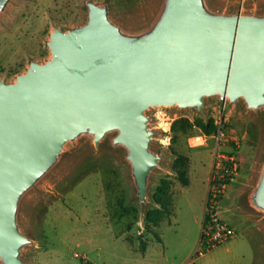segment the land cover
Here are the masks:
<instances>
[{
  "label": "water",
  "instance_id": "water-1",
  "mask_svg": "<svg viewBox=\"0 0 264 264\" xmlns=\"http://www.w3.org/2000/svg\"><path fill=\"white\" fill-rule=\"evenodd\" d=\"M12 0H0V13ZM87 22L55 29L51 58L0 81V264H26L24 198L52 173L68 143L92 137L127 151L140 202L160 156L150 111L204 112L206 100L264 112V13L212 10L206 0H162L150 25L125 31L109 6L86 1ZM246 204L264 220V164Z\"/></svg>",
  "mask_w": 264,
  "mask_h": 264
},
{
  "label": "rangeland",
  "instance_id": "rangeland-1",
  "mask_svg": "<svg viewBox=\"0 0 264 264\" xmlns=\"http://www.w3.org/2000/svg\"><path fill=\"white\" fill-rule=\"evenodd\" d=\"M87 0H12L0 13V81L13 83L32 62L51 58L48 42L55 29L69 31L87 22ZM109 6L110 18L131 32L151 24L162 0H92ZM206 0L217 12L264 13V0ZM175 122L213 117L222 130L207 137L197 129L166 133L155 121L152 149L160 156L148 183L146 202L139 200L127 151L112 144L110 133L98 145L86 136L68 143L57 168L21 202L19 227L32 243L22 250L26 264H264V220L246 204L264 164V112L206 100L204 112L168 110ZM206 137L205 145L190 140ZM175 138V142L173 139ZM202 144V139L195 141ZM232 152L238 171L226 190L224 211L236 235L200 256L199 242L215 165ZM189 159V185L178 180L175 163ZM171 188L170 214L155 226L148 215L160 210L154 196L162 182ZM227 222V221H226ZM160 238L161 241H159Z\"/></svg>",
  "mask_w": 264,
  "mask_h": 264
},
{
  "label": "built area",
  "instance_id": "built-area-1",
  "mask_svg": "<svg viewBox=\"0 0 264 264\" xmlns=\"http://www.w3.org/2000/svg\"><path fill=\"white\" fill-rule=\"evenodd\" d=\"M244 2L245 0L242 1V5ZM150 115L153 120L159 124V127L166 133L163 143L169 145L171 142V131L175 118L171 117L168 110L150 111ZM218 135V146L220 147L222 135L221 128H219ZM198 139H202L203 143L197 144L195 141ZM205 139L206 137L195 136L190 140V142L192 147L196 148L205 145ZM218 157L211 180L207 210L205 220L203 222L199 250L197 251V254L200 256H203L207 252L230 241L236 235L234 227L221 219L219 209L222 199L226 194V190L232 184L237 175L238 162L232 152L224 154L221 161H218ZM229 181L231 182L230 185L228 184Z\"/></svg>",
  "mask_w": 264,
  "mask_h": 264
},
{
  "label": "trees",
  "instance_id": "trees-1",
  "mask_svg": "<svg viewBox=\"0 0 264 264\" xmlns=\"http://www.w3.org/2000/svg\"><path fill=\"white\" fill-rule=\"evenodd\" d=\"M193 128L199 130L207 137H213L219 132L217 120L213 117H210L208 120L196 118L193 121L187 118L180 119L173 123L172 131L178 132L181 129L187 130ZM173 142H175V138L173 139ZM188 163L189 159L184 156H179L175 163V170L177 172L178 180L183 186H188L190 183L187 177ZM228 184L230 185L231 182L229 181ZM170 188V184L166 181H163L161 187L158 188L154 196L155 201L161 206V209L150 213L147 220L149 223L154 224L155 226H157L166 215L170 214V207L172 205L171 197L169 196ZM157 239L161 241L160 238L157 237Z\"/></svg>",
  "mask_w": 264,
  "mask_h": 264
},
{
  "label": "crops",
  "instance_id": "crops-1",
  "mask_svg": "<svg viewBox=\"0 0 264 264\" xmlns=\"http://www.w3.org/2000/svg\"><path fill=\"white\" fill-rule=\"evenodd\" d=\"M219 213H220V217H221L222 220L230 222V220H228V217L225 216V214H224L225 212L224 211H219Z\"/></svg>",
  "mask_w": 264,
  "mask_h": 264
}]
</instances>
